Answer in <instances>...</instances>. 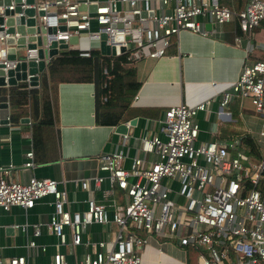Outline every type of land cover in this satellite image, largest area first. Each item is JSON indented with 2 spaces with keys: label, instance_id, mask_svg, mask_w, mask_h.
Instances as JSON below:
<instances>
[{
  "label": "built area",
  "instance_id": "1",
  "mask_svg": "<svg viewBox=\"0 0 264 264\" xmlns=\"http://www.w3.org/2000/svg\"><path fill=\"white\" fill-rule=\"evenodd\" d=\"M90 5L92 9H88ZM27 7L32 9L30 15L23 13ZM4 9L11 13H4ZM16 15L32 18V35L44 36L41 47L61 39L67 47L73 44L78 55L87 56L90 50H98L102 41L114 53L98 50L99 54H123L125 62L131 63L162 55L170 36L182 29L204 34L198 17L214 23L234 18L239 29L247 33L264 18V0H246L236 9L218 0H0L3 70L15 61L6 59L3 38L19 35L15 29L4 31L6 18ZM48 27L54 31L47 32ZM70 36L75 42H68ZM24 52L35 61V48H24ZM101 71L106 68L102 66ZM231 98H247L252 111L264 116V57L241 63L235 78L221 89L218 104L226 105ZM207 102H178L163 109L158 120L163 137L139 138V149L155 155L151 160L133 156L125 167L120 149L100 153L97 169L105 174L77 180L86 192L80 210L68 208L65 190L55 179L30 176L25 182L14 181L9 177L13 165H0V208L18 205L26 209L49 195L52 209L43 225L54 235L56 247L68 244L71 250L82 242L81 233L87 224H114L111 240H85L87 250L81 257L69 262L56 248L41 264H144L139 250L146 241L140 231L174 239L193 251L195 264H264V191L256 186L264 168V145L258 148L261 156L254 159L244 151L238 137L197 141L194 114L206 108ZM258 134L264 143V131ZM125 136L121 134L122 139ZM25 156L28 159L22 165H31V151ZM103 178L108 187L101 189L103 201H97L92 191L99 188ZM113 189L119 190V199L112 196ZM41 225L30 224L32 237L39 234ZM11 226L26 229L25 223ZM26 246L44 248L33 238L26 240ZM0 264L32 263L23 255H13L0 257Z\"/></svg>",
  "mask_w": 264,
  "mask_h": 264
},
{
  "label": "crops",
  "instance_id": "2",
  "mask_svg": "<svg viewBox=\"0 0 264 264\" xmlns=\"http://www.w3.org/2000/svg\"><path fill=\"white\" fill-rule=\"evenodd\" d=\"M218 1L230 3V0ZM245 1H237L236 6L240 8ZM197 20L204 34L182 29L170 36L162 55L143 57L130 63L139 85L129 102L127 117L119 121L125 125L124 132L115 130L119 122L111 125L94 123L91 81L57 82L51 124L37 132L36 141L32 137L31 129L35 121L31 114H21L15 121H9L7 104V122L0 123V165H13L9 177L18 182H25L30 176L53 178L58 187L64 188L68 208L80 210L84 207L86 192L79 188L77 180L105 174L97 169L100 153L120 149L125 167L133 156L142 157L143 161L155 157L152 152L139 149V138L150 135L163 137L158 120L169 104H193L208 99L206 108L194 114L198 126L197 141H228L235 137L240 139L244 132L251 134L242 124L236 123L242 118L241 111L249 110L246 100L231 98L222 106L218 101L221 89L235 78L243 61L264 57V18L247 33L239 29L234 18L221 23H214L206 17H198ZM31 87L35 85H27V88ZM22 117H27V120H20ZM130 118L133 121L128 123ZM259 130L264 131V128ZM122 133L126 135L124 139L121 138ZM28 150L31 151V165L23 166L28 159L25 156ZM107 187L108 182L103 178L99 188L92 191L94 199L103 201L101 189ZM112 196L119 199L121 194L118 189H113ZM50 200L51 197L45 195L26 209L18 205L0 208V257L23 255L28 262L41 264L47 262L57 248L71 262L87 250L83 245L85 240H111L110 231H115L113 223H89L81 233L82 242L73 250L68 244L56 247L54 235L43 225L52 209ZM34 222H41L42 225L39 234L32 237L30 224ZM12 223H25L26 229L22 231L12 227ZM28 238L42 245L43 250L27 247ZM169 244L181 250L183 258L165 252L164 247H159L150 238L139 250L141 261L144 264H190L192 260L188 261L185 247L178 245L174 239ZM192 262L195 264L194 259Z\"/></svg>",
  "mask_w": 264,
  "mask_h": 264
},
{
  "label": "trees",
  "instance_id": "3",
  "mask_svg": "<svg viewBox=\"0 0 264 264\" xmlns=\"http://www.w3.org/2000/svg\"><path fill=\"white\" fill-rule=\"evenodd\" d=\"M240 1V0H237ZM236 0H230L232 8ZM233 3V6H232ZM106 68L105 72L101 67ZM35 87L27 88L24 81L0 86V99L9 108V121H15L21 114H31L32 137L36 141L37 132L51 124L54 89L59 81H91L93 83V121L96 124H116L127 117L129 102L136 91L139 81L134 76L131 65L125 62L124 55H102L92 49L87 56L77 54L75 48H62L46 62L45 71L38 72ZM241 146L254 159L261 155L254 138L247 132L240 135ZM37 143V142H35ZM264 157V152H263ZM256 186L264 191V168ZM188 261L193 251L187 250ZM193 261V260H192ZM190 264H194L193 262Z\"/></svg>",
  "mask_w": 264,
  "mask_h": 264
},
{
  "label": "water",
  "instance_id": "4",
  "mask_svg": "<svg viewBox=\"0 0 264 264\" xmlns=\"http://www.w3.org/2000/svg\"><path fill=\"white\" fill-rule=\"evenodd\" d=\"M17 1V0H15ZM29 1V0H26ZM93 6H88V9H92ZM14 10H18V5L14 6ZM4 13H11V10L4 9ZM23 13L26 15H30L32 13V9L30 7L24 8ZM1 20V16H0ZM12 22H16L14 27L10 25ZM24 23V25L22 24ZM5 23L8 24L4 29L5 32H12L13 29L18 32L17 37H13L12 35L5 36L3 41L7 44L6 46V59L12 60L14 59V65L10 68H6L3 70L0 67V85H12L17 81H24L26 85L33 86L37 84V76L38 72L44 70L45 65L49 57L56 54L58 49L66 48L67 44L63 42V40H50L46 47H41V43L44 42V36H34L32 32L35 30L29 24L32 23V18L30 16L23 17L22 15H16L13 18L7 17ZM62 29L63 26L60 25L58 27ZM47 32H53L54 29L52 27H48L46 29ZM1 34V28H0ZM69 43L75 42V37L70 36L68 38ZM22 47V53H17V48ZM24 48H35V56L36 59L34 61V57H26ZM100 53L103 54H113V48H109L105 46L102 41L99 43L98 48ZM1 66V65H0ZM20 120H27V117H22ZM133 118L128 120V123H131ZM7 122V102L5 100L0 101V123ZM115 130L119 132L125 131V125L123 122H119L115 125Z\"/></svg>",
  "mask_w": 264,
  "mask_h": 264
},
{
  "label": "rangeland",
  "instance_id": "5",
  "mask_svg": "<svg viewBox=\"0 0 264 264\" xmlns=\"http://www.w3.org/2000/svg\"><path fill=\"white\" fill-rule=\"evenodd\" d=\"M68 47L70 48H73V44H69ZM17 53H22L23 51V48L22 47H18L17 48ZM129 65H131L130 63H128ZM244 100H246V105H247V108L249 109L248 111L246 110H242L241 111V116L242 118L239 119V121H237L236 123H238V125H241V126H244L245 128L248 129V131H250V135L257 137V131L259 130V128L263 127L264 128V117L260 116L257 112L255 111H252V106L250 105L249 101L247 98H244ZM245 106V105H244ZM255 142L257 143V145L259 147L263 146L264 143H263V138L262 137H257V138H254ZM110 237H113L114 235V232L110 231ZM140 235L145 239L146 242H148V240H151L153 239L155 241V244L156 245H159V247H164V250L165 252L169 253V254H177V255H181V258H183V253L181 250H179L178 248L176 247H172L171 244H169L170 239H163V238H160V237H156V236H153V235H147L146 232H143V231H140ZM174 250V251H173ZM190 251V250H189ZM167 256V255H166ZM165 257V256H164ZM170 256H168L169 258ZM190 257H192V260L194 259L192 255H190ZM171 259V257H170ZM172 264V263H171Z\"/></svg>",
  "mask_w": 264,
  "mask_h": 264
}]
</instances>
